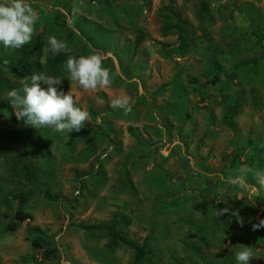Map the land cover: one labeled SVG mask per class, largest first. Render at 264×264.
Returning <instances> with one entry per match:
<instances>
[{
	"label": "rangeland",
	"instance_id": "obj_1",
	"mask_svg": "<svg viewBox=\"0 0 264 264\" xmlns=\"http://www.w3.org/2000/svg\"><path fill=\"white\" fill-rule=\"evenodd\" d=\"M28 2L39 17L43 63L55 36L74 57L103 52L104 66L119 75L108 88L85 91L64 70L58 89L71 91L89 120L69 134L40 128L39 140L16 119L11 89L0 88V196L34 190L24 203L0 200V229L13 209L29 214L14 230L0 231V264H124L130 248L108 247L104 230L81 227L108 221L113 210L130 217L120 228L126 236L137 242L148 236L143 264H238L243 245L255 256L249 264H264V238H251L254 220L264 218L257 176L264 173V0H202L208 16L200 18L201 0ZM74 4L80 11L70 27ZM177 21L188 44L180 55L174 29L161 31ZM200 28L210 37L203 54L192 45L204 43ZM213 56L222 78L203 87L211 94L204 101L188 79L200 83ZM0 78L12 84L23 76L0 67ZM234 91L240 110L225 124L221 100ZM121 94L135 99L129 115L111 107ZM89 139L95 152L82 160L78 153ZM240 175L243 186L230 182ZM223 208L230 211L218 215ZM33 237L41 247L30 243Z\"/></svg>",
	"mask_w": 264,
	"mask_h": 264
},
{
	"label": "clouds",
	"instance_id": "obj_2",
	"mask_svg": "<svg viewBox=\"0 0 264 264\" xmlns=\"http://www.w3.org/2000/svg\"><path fill=\"white\" fill-rule=\"evenodd\" d=\"M80 8L74 4L68 18L69 26L74 25L72 17L76 16ZM39 17L31 7L28 0H0V43L5 47L18 49L25 44L31 43L36 35L35 24ZM48 51L53 55L69 53L70 48L66 41L59 40L55 36L48 37ZM105 54L93 50L89 55L74 57L69 55L65 67L70 73L71 80L76 81L85 91L108 88L112 85L115 77L119 75L104 66ZM121 78H123L121 76ZM22 89H11L7 93V100L14 109L17 120L34 128H53L59 133L79 132L89 120V112L78 106V98L69 91L64 93L58 89L62 80L59 77H49L44 73H32L30 77L20 80ZM47 85L46 88L41 84ZM135 99L127 94H121L111 100V107L123 111L124 115L132 112ZM98 123L102 122L100 119ZM259 184L264 187V173H258ZM230 182L243 186V175L230 178ZM223 208L218 213L229 212ZM231 215L236 217V222L243 227L244 218L235 209ZM264 228V218L258 219L251 225V230L256 231ZM238 264H249L255 258L252 249L243 245L237 252Z\"/></svg>",
	"mask_w": 264,
	"mask_h": 264
},
{
	"label": "trees",
	"instance_id": "obj_3",
	"mask_svg": "<svg viewBox=\"0 0 264 264\" xmlns=\"http://www.w3.org/2000/svg\"><path fill=\"white\" fill-rule=\"evenodd\" d=\"M205 15H207L206 9L201 0V2L199 3V8L196 17L200 18ZM45 20H47V22L53 21L51 18L47 16ZM59 24L61 25V23ZM170 29H174L177 35V44L175 48H176V54L180 55L184 53V49L187 48L188 44L186 38L185 36L183 37L182 35V29L178 21L176 23H172L167 25L166 27H163V29H161L162 34L166 35L168 33L167 30ZM200 30H201L200 35H198V38L199 37L203 38L204 43L196 45V43L193 42L192 45L195 49H197L198 53L203 54L202 52H206V51L208 52L210 50L209 44L206 43V40L210 37L208 36L205 30H203L202 28H200ZM64 34H65L64 36L71 37L73 31L72 29H66ZM2 47H4L3 44L0 45V49ZM178 49H180L181 51L178 52L177 51ZM0 52H2L4 56H6L5 58L0 57V67L9 70L12 74H14V76L16 75L21 77L30 76L32 73H44L51 75L52 77H58L63 73L64 70H66L65 63L68 56L71 55L70 53H63V52L56 55L50 53L45 57V62L43 63V61H41V57L43 56V43L41 42V39L37 34L34 35L31 43L25 44L21 48L18 49L11 48L10 52H8L7 48H4ZM164 52L166 54L169 53V52L167 53V51ZM221 78H222L221 68L219 66L218 59L215 56H213L206 58V65L202 73L203 80L200 83L195 78H190L188 80L193 83L194 85L193 90L194 92H196V94H198L199 99L205 101L206 99L211 97V94L203 91V87H206L208 85L214 86L221 81ZM0 88L21 89L22 85L20 83L9 84L1 80L0 78ZM223 93L224 91L222 90L219 91V94H223ZM221 102H222L221 104L222 121L223 123L228 124L229 120L239 113L241 106V95L235 91L228 93L223 97ZM18 122L22 127L27 126L26 124H24L22 120H18ZM34 129H35L34 131L35 137L37 140H39L40 128L37 129L34 128ZM71 139H72V135L69 136L68 141H71ZM91 140L92 139H89L85 147L78 153V157H80V159L85 160L87 157L94 154L95 146L93 145ZM37 144H41V142L38 141ZM26 172L29 173L30 168L25 166V173ZM32 194H34L33 189L17 190L13 194H11L10 197L0 196V200L7 205L13 199H15L18 203H24L29 200ZM44 195L48 198H52L51 195H49V193L46 191L44 192ZM28 217L29 214L27 212L22 211L20 208H15L12 210L11 219L3 225L0 231L4 232L9 230H14L23 219ZM254 222L257 223L258 221L254 220ZM129 224H130V217L128 216L127 213H124L119 210H113L111 212L108 221H105L100 224H84L81 225V227L86 230H90V229L104 230L108 238L106 242V245L108 247H115L117 245H122L130 248L133 251L132 257L129 261L125 262L124 264H143L144 261L147 259L148 256L147 254L149 252L148 236L144 235L141 242H137L129 238L120 230L121 227H126ZM223 230L226 231L227 228H224ZM251 238L254 241H261L264 238V228L253 231ZM30 243L35 247H41L43 244L42 242H40V239L38 237L31 238Z\"/></svg>",
	"mask_w": 264,
	"mask_h": 264
},
{
	"label": "crops",
	"instance_id": "obj_4",
	"mask_svg": "<svg viewBox=\"0 0 264 264\" xmlns=\"http://www.w3.org/2000/svg\"><path fill=\"white\" fill-rule=\"evenodd\" d=\"M62 21V20H61ZM111 154V153H110ZM255 197H257L256 195H253V199H255ZM257 199H259V198H257ZM260 202H263V201H260ZM261 203H259L258 205H260ZM262 205V204H261ZM262 211H264V208H263V210ZM255 220H257V219H255ZM258 221V220H257Z\"/></svg>",
	"mask_w": 264,
	"mask_h": 264
}]
</instances>
